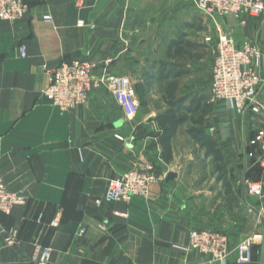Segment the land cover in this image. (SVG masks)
<instances>
[{
  "label": "crops",
  "instance_id": "0c3cea01",
  "mask_svg": "<svg viewBox=\"0 0 264 264\" xmlns=\"http://www.w3.org/2000/svg\"><path fill=\"white\" fill-rule=\"evenodd\" d=\"M24 1L26 16L0 21V175L26 197L0 214V264H33L34 243L51 250L50 264H205L185 249L191 230L219 232L230 250L263 230L264 200L248 196L244 183L264 188V168L248 164L250 154H261L249 141L264 130V113L240 116L215 104L210 135L197 118L202 51L213 59L221 26L209 22L203 31L190 0ZM77 58L96 62V74L127 72L138 103L133 119L122 120L103 88L67 112L46 101L44 68ZM179 107L188 120H165ZM200 139L218 145L225 174L209 165L211 174L199 177ZM145 162L159 176L146 198L95 205L110 179ZM10 230L13 244L5 241ZM263 257L255 249L251 264Z\"/></svg>",
  "mask_w": 264,
  "mask_h": 264
},
{
  "label": "built area",
  "instance_id": "2783aa9c",
  "mask_svg": "<svg viewBox=\"0 0 264 264\" xmlns=\"http://www.w3.org/2000/svg\"><path fill=\"white\" fill-rule=\"evenodd\" d=\"M192 6L203 17L215 21L217 18L231 17L243 27L246 17H263L264 0H190ZM29 7L24 0H0V21L15 22L28 13ZM49 19V17H46ZM209 41V38H207ZM20 56H26V47L19 48ZM109 61H105L106 66ZM98 64L88 58L63 61L54 68H44L49 76V84L42 96L51 105L67 112L84 104L89 93L95 88L105 89L113 96L126 118L138 112L135 89L131 79L125 75H114L107 71L96 74ZM264 91V51L251 42L236 44L232 35L216 28L214 57L210 69L209 93L211 101L224 104L237 115L264 113L261 100ZM258 144L261 150L260 167L264 168V130H259L251 144ZM159 176L154 164L145 162L138 170L112 178L107 183L105 195L96 204L129 202L143 199ZM247 194L259 199L264 198V188L259 182L245 181ZM26 203L20 192L10 191L0 175V214L9 215L13 208ZM261 206V211H263ZM264 219V216H263ZM53 226L56 222L51 223ZM85 232L80 230V234ZM7 244L15 242V232H7ZM264 246V229L252 234L234 248L236 264H250L252 249L255 245ZM186 251H192L205 258V264H227L231 253L227 238L217 231L196 230L188 233ZM51 250L38 243L32 245L30 261L33 264H50ZM264 262V257H263Z\"/></svg>",
  "mask_w": 264,
  "mask_h": 264
},
{
  "label": "rangeland",
  "instance_id": "374dc122",
  "mask_svg": "<svg viewBox=\"0 0 264 264\" xmlns=\"http://www.w3.org/2000/svg\"><path fill=\"white\" fill-rule=\"evenodd\" d=\"M200 16L201 17L199 18V22H200L199 25H201L202 30L203 29L207 30L206 29L207 24L209 22H211L212 25L216 24V25L221 26L220 28L223 31L230 33L232 35V37L234 38V40H237L239 43L251 42L253 44L258 45L259 47H261L263 49V47H264V16L263 17H257V18L246 17L245 18V23H246L245 27L240 25L239 22H237L235 19H233L231 17L217 18V19H215V21H213V20H209V19L203 17L202 15H200ZM244 28L247 31H244ZM202 30H201V32H202ZM212 56H213V54L210 53V50H209V53H205L204 51H202V58L205 60L202 61V68H201V70H202L201 90H200L201 112H200V115H197V118L199 120H201V131L202 132L205 131L209 135L211 134L210 128L212 126H210L207 123L208 115L211 111L212 106L215 104H218V103L211 101V97H210V93H209V74H210V69H211V63L213 60V59H211ZM208 57H209V60H208ZM155 62L159 63L160 61L157 59ZM124 74H125V76H128L127 72ZM133 118L134 117L129 119V118H126L124 116V118L122 120H131ZM176 118L179 120H188V115H187V113H182V114L177 115ZM253 140H254V138H252L249 141V145L252 148L258 147L259 146L258 144H255V143L251 144ZM204 150L205 151H201L200 154L196 157V160H197L196 165L200 169L199 177L202 178V180H203L207 173L211 174L212 169H210V171H209V169H207V167L209 165H212L213 168L217 169L218 172L224 173L225 172V163H224L223 158L221 156V152H220L218 145L216 143L210 141L208 146L205 147ZM253 152L255 153L254 150H253ZM254 156L255 157H253V154H250L251 159L250 160L248 159L249 160L248 164H252L254 170L257 172L260 168L259 160H260L261 154L258 152L256 154H254ZM139 164H138V166H136V168H134L132 170H138L142 165V164L141 165H139ZM253 176H256V175H253ZM202 184L204 187V183H202ZM207 185L209 187H211L212 190L217 187V185L214 183H207ZM247 195L250 196L249 194H247ZM219 197H220V192L217 194V196L214 195V197H212L213 199L211 198L210 203H212L213 201H215ZM263 200H264V198H263ZM95 205L97 206L98 204L95 203ZM99 205H101V204H99ZM262 208H263L262 216H264V205ZM259 209L261 210V207H259ZM199 230H209V229L207 228V229H199ZM79 235H82V234H80V232H79ZM251 235L252 234H250L249 236H251ZM255 249L257 250L258 254L260 255L261 253H263L264 246L256 244L252 249V253ZM229 250H230V248H229ZM233 251H234V249L230 250L231 253L229 254V256L227 258V264H233V262L235 263Z\"/></svg>",
  "mask_w": 264,
  "mask_h": 264
},
{
  "label": "trees",
  "instance_id": "16d2710c",
  "mask_svg": "<svg viewBox=\"0 0 264 264\" xmlns=\"http://www.w3.org/2000/svg\"><path fill=\"white\" fill-rule=\"evenodd\" d=\"M180 44H181V41L180 40H177V41L172 42L171 45H170V47H173V46L174 47H177ZM179 111H180V107L177 108V109H175L174 111H171L170 110V113H169V115H167V117H166L165 120H179V119L176 118V115L179 113ZM187 112H190L191 113L192 112V108L191 109H188ZM196 142L197 143H200L201 144V147H207L208 144H209V142H210V140H202V139H200L198 141L196 140Z\"/></svg>",
  "mask_w": 264,
  "mask_h": 264
},
{
  "label": "water",
  "instance_id": "95a60500",
  "mask_svg": "<svg viewBox=\"0 0 264 264\" xmlns=\"http://www.w3.org/2000/svg\"><path fill=\"white\" fill-rule=\"evenodd\" d=\"M258 216H259V218H260V221H261L262 227H263V229H264V219H263V217H262L261 215L258 214Z\"/></svg>",
  "mask_w": 264,
  "mask_h": 264
},
{
  "label": "bare ground",
  "instance_id": "6f19581e",
  "mask_svg": "<svg viewBox=\"0 0 264 264\" xmlns=\"http://www.w3.org/2000/svg\"><path fill=\"white\" fill-rule=\"evenodd\" d=\"M263 217V216H262Z\"/></svg>",
  "mask_w": 264,
  "mask_h": 264
}]
</instances>
